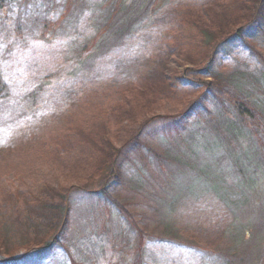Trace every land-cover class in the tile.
<instances>
[{"label": "rangeland", "instance_id": "374dc122", "mask_svg": "<svg viewBox=\"0 0 264 264\" xmlns=\"http://www.w3.org/2000/svg\"><path fill=\"white\" fill-rule=\"evenodd\" d=\"M56 1L54 34L44 33L37 19L42 6L35 2H16L0 11V73L6 78L0 94V207L1 197H16L24 223L39 213L54 220L60 216L59 209L54 211L56 196L67 187L71 225L63 245L68 255L81 247L80 236L97 222L113 244L124 245L130 262L140 257L143 264H264V173L263 178L255 174L261 161L248 151V158L234 164L199 113L181 119L180 127L172 124L198 94L199 85L210 79L196 74L195 67L212 57V45L184 39L195 31L200 34L205 20L217 22L213 36L232 28L233 20L246 15L249 0H163L155 25L150 22L153 0H141L145 15L140 24L128 17L123 30L133 33L124 45L111 39L90 51L83 47L106 14L99 9L102 0H84L83 14L77 9L63 21L62 0ZM90 6L97 10L94 16ZM211 9L217 14L221 10L226 22ZM76 21L79 34L72 29ZM254 38L256 52L248 48L244 53L247 47L241 41L234 55H217L215 67H230L238 57L249 61L247 56L258 52L264 57V45L259 46L264 37ZM14 39L17 44L5 47ZM161 74L171 77L163 81ZM179 76L189 80L181 84ZM207 105L210 109V101ZM130 138L136 140L135 147L124 146ZM83 140L86 147L81 148L91 161L75 159L63 167L62 155L56 154ZM106 146L115 148V181L109 188L118 194L117 203L96 196L104 177L96 179L94 168ZM164 153L173 159L167 173L169 164L157 158ZM185 155L189 166H175L174 160ZM252 177L255 187L247 190L245 180ZM184 187L189 196L173 203ZM47 204L50 209H45ZM3 216L0 229H7L12 221ZM16 227L14 235L20 238L23 229ZM14 235H9V249L32 241ZM43 236L40 232L35 239ZM65 253L55 248L31 264H67Z\"/></svg>", "mask_w": 264, "mask_h": 264}, {"label": "trees", "instance_id": "16d2710c", "mask_svg": "<svg viewBox=\"0 0 264 264\" xmlns=\"http://www.w3.org/2000/svg\"><path fill=\"white\" fill-rule=\"evenodd\" d=\"M161 1L163 0H153L154 5H152V11L150 10V15L152 16V20L150 19V22L153 23V25L156 24V13L160 12V10L163 8L164 3ZM207 1L210 2L212 0ZM16 2L18 4L23 3L25 6L29 2H35L36 4L41 5L42 15H40V17L37 19L39 20L40 24L43 25L44 33L48 31L53 34L55 33L54 30L56 21L54 20V16L55 9L58 6V2L56 0H0V11H3V8L9 7ZM83 2L85 1L77 0L76 2V0H62V21L77 9H81L79 14L82 15V8L85 6ZM249 2V7L245 9L246 15L244 17L238 18V20H233L234 22L230 24L233 25L232 28L228 29L227 27L225 29H221L218 36L212 35L214 29L218 25L217 22H208L205 20L204 28L200 34L196 33L195 31L194 33H190L184 39L188 43L195 41L196 43H205L207 46L212 45V57L201 65L197 63V67H195L197 68L196 74H202L205 77H209L210 79L207 82H202V84L199 85L202 87L201 89L199 88V92L197 90L199 86L193 89L197 91L198 94H195L185 110L181 113V115L178 116V120H173L172 124L174 125L177 123L176 127L178 125V127H180V123L183 121L181 119L184 117V119H186L193 113H199V115L201 114L205 120V123L213 130L214 135L220 140L224 150L226 151L229 158L234 162V164H237L243 158H248V151H251L253 154V159H258L259 163L261 161V167L255 171V174L257 175L256 178L258 176H262L263 178L264 57H260L262 55L258 52V54L254 56L248 55L247 59H249V61H244L242 58L238 57V60L240 59V61L235 60L232 66L225 69H218L214 65L217 55H228V53H233L234 55L237 51L236 44L241 41H243L247 47H245L246 49H244V53H246V50L249 49H252L253 52L257 51L256 48L252 46L253 42L255 41L254 37L256 35L260 34L262 37H264V0H249ZM143 4L144 3L141 0H102L99 9L100 12L102 9L105 10L106 14L103 16L102 22L98 24L99 28L93 35L92 41L90 44H85L83 50H98L102 44L111 42V39L112 41L113 39H116L115 42L124 45L122 42H125L126 37L133 33V30L131 29L123 30L126 24H129L130 22L128 17L133 18V20L135 19V21L140 24L142 22L140 17L142 14L143 17L146 11L144 10ZM209 7H211L210 4L207 6V8H204V11L208 12ZM89 9L91 16H94L97 12L95 7L90 6ZM210 11L215 17H221L223 15L221 10L218 14L212 9ZM213 16H211L212 19ZM79 19L80 18L78 17V20ZM116 21H118L117 25L114 24ZM224 22H226L225 18L221 17V23ZM86 26H92L91 22L89 25H85V27ZM218 28H220V26ZM72 29L77 34L81 32L79 21L74 23ZM14 41L15 39L11 41L12 44H7L5 47L13 45ZM262 44L264 45V42H262L259 46ZM112 47H110V49H112ZM231 49H235L234 52L231 51ZM250 61H252V63L254 61L253 66H251ZM161 76L163 81L168 77H171L166 76L165 74H161ZM176 78H178L181 84L186 80H189L188 78H183V76ZM5 88L6 78L0 73V94L5 90ZM208 101H210V109H208ZM112 113L115 114V110H112ZM92 124L93 123H87V125H89L90 131L94 129ZM83 136H85V134L84 132H81V137ZM92 140L93 142L97 141V139ZM88 141H90V139H88ZM134 141L133 138H130L126 141L124 146H134L135 143H132ZM83 142L85 141L72 142V144L66 150H63L62 153L56 154V158L62 155L63 167L66 163L72 162L75 159L80 162L91 161L89 158L85 157V153L81 148V145H84ZM106 144L107 143H105V145ZM86 145H89V143L86 142ZM148 149L152 151L155 150L154 147H148ZM114 150L115 148L109 146L103 148L101 151L102 157H100L101 159L99 158V162L101 163H99L97 168L95 165L94 168L93 175H95V172L98 175L96 179L102 176L106 178L105 182L103 178L100 188H98L100 190L96 193V196H99L100 199L103 196L109 200H116L118 196V194H113L109 188L114 184H112V181H115V178H113V169L114 166H116V161L114 160ZM157 155L159 162L169 164L168 169L165 170V173H167L171 164H173V159L167 153ZM65 158L67 159L65 160ZM178 160L186 162L187 165L185 166L184 164H179ZM189 163L190 162H188V157L186 155L182 156V158L179 156L176 158V160H174L175 166L178 165L179 167L183 168L188 167ZM87 164L89 167L93 165L91 162H88ZM162 167L163 164H161V168ZM167 177L168 175H165L164 178L166 179ZM245 182V187H247V190L253 189L255 187V177H252V181L247 179ZM89 183L90 181L88 179L85 181L84 185ZM66 188L67 187H63L62 192L60 191L56 196V199H59V202H57L55 205L57 207L54 209V211L56 213V211L59 209L58 215L60 216L54 220H52L51 216H48V218L46 217L45 219L44 215L39 213L33 220H31V222L29 221L24 223L23 219L19 218L21 216L20 213L22 210H19L16 207L17 204H15L17 203V198H7L6 195L1 197L4 205L0 207V216H9L12 224L14 225L11 224V226H9L7 229H0V264H31L34 260L40 261V258L43 259L55 248H62L64 253L67 251V247H65L63 244L68 242L66 233L71 225V222L69 221V212L71 211L72 207V198H68L69 192ZM181 190V196L178 194L172 201L173 203H178L186 196H189L190 191L187 188L184 187ZM183 195H185L184 198ZM49 197L51 198V196ZM51 206L52 205L47 204L45 209H50ZM42 207L44 208V204ZM7 212L8 215L6 214ZM96 223L93 226V230L90 229L88 234H83L80 236L79 241L82 240L81 247H78L76 250L74 249L75 251L69 255L68 252L67 254L65 253V261L67 264H143V260L140 262V257L134 262H130L129 259L127 260V254L122 248L124 245L113 244L110 241L107 230L102 227L101 224L96 225ZM16 225L23 229L20 238H17L14 235V233L17 235L18 232V227H16ZM38 226H40L39 229ZM40 232H42L44 236L39 239H35V237L40 234ZM10 233H13V235L18 240H21L23 236L24 241H32L27 242L26 244L19 242L22 245L20 249H17L16 247L14 249H9L7 248V245L11 244V236H9ZM79 241H76V243L78 244ZM143 243L144 242H141L142 248H144ZM208 250L211 253L214 251V249ZM147 257L149 262L152 261L149 256Z\"/></svg>", "mask_w": 264, "mask_h": 264}]
</instances>
